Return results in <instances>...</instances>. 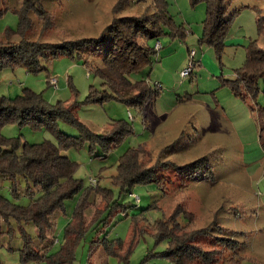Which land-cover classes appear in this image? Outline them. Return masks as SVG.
<instances>
[{
	"label": "rangeland",
	"instance_id": "374dc122",
	"mask_svg": "<svg viewBox=\"0 0 264 264\" xmlns=\"http://www.w3.org/2000/svg\"><path fill=\"white\" fill-rule=\"evenodd\" d=\"M116 1L40 0L36 6L39 11L50 14V24L45 25L38 12L30 11L31 27L27 38L57 43L97 37L112 21ZM136 1L133 0L119 15L134 14L152 0ZM166 1L169 15L177 25L185 27L186 35L183 38L162 35L163 47L174 41L175 51L166 56H161L160 50L156 51L151 64L129 75L133 81L142 79L151 87L160 88L158 96L145 104L143 112L114 98L100 103L86 101L91 88L107 90L103 79L84 65L85 60L95 66L102 65V58L89 55L87 48L79 55L63 54L43 60L44 69L37 72H29L22 65L0 68V97L13 98L28 88L40 93L48 103L61 101L68 105L77 102L76 116L96 133L107 132L114 120H122L132 128V132L105 156H97L99 147L90 150L88 142L62 151L77 163L74 177L81 180L82 187L53 213V231L48 234L49 239L53 238L50 252L57 251L63 244L65 225L80 197L91 186L110 188L113 199L126 207L114 212L107 222L108 212H100L98 218L101 221L97 224L94 221L85 228L75 247L74 259L67 264H176L158 254L165 249L166 241H157L150 232L143 231L138 235L127 259L123 261L106 255L102 240L119 238L125 242L133 217H141L146 224H153L163 216L168 217L177 204H182L199 217L196 227L206 226L216 218L227 230L225 235L240 242L238 251L244 257L241 264H264V151L258 138L256 113V108L264 105V84L259 80V93L255 99L246 101L220 84L222 78H233L234 70L244 63L246 46L250 41L256 40L257 45L264 48V32L258 33L255 20L256 8H264V0L225 1L227 16L235 8L241 9L233 17L225 38L228 43L220 55L213 47L198 42L205 5L199 3L192 6L189 0ZM22 2L0 0V9H5L0 15V42L6 39L8 28H16L18 15L14 10L19 9ZM12 37L17 40L18 34L14 33ZM149 44L152 45L153 41ZM187 49L194 50L196 55L192 58L189 74L181 76V71L190 64ZM198 60L200 64H197ZM50 78L56 79V86L49 83ZM157 82L161 83L160 86ZM57 127L68 135H77L76 128L68 123L60 121ZM1 133L30 143L45 139L57 143L54 133L44 126L6 123ZM142 146L153 150L155 155L163 149L161 157L177 165L205 156L209 160L212 176H183L174 168H169L158 173L163 177L161 187L155 182L136 184L130 192L120 195L118 186L111 183V176L116 173L119 159L127 150ZM90 178L96 180L93 185ZM25 184L23 179L19 180L18 196L14 197L10 181L0 178V193L15 203L25 205L29 202ZM131 193L134 195L131 196ZM89 201L86 221L94 213L98 215L104 206L100 195L94 192ZM178 221L186 223L182 215ZM10 223L13 230L0 236V263L22 264L19 254L22 239L15 222L11 219ZM23 227L33 237L35 246L40 245L36 226L28 222ZM2 228L7 229L6 224ZM90 248L94 249L91 255ZM230 260L224 254L215 264H228L226 262ZM39 264L47 263L41 261Z\"/></svg>",
	"mask_w": 264,
	"mask_h": 264
},
{
	"label": "trees",
	"instance_id": "16d2710c",
	"mask_svg": "<svg viewBox=\"0 0 264 264\" xmlns=\"http://www.w3.org/2000/svg\"><path fill=\"white\" fill-rule=\"evenodd\" d=\"M39 1L23 0L20 8L14 10L18 15V23L14 30L8 28L6 39L0 42V68L22 65L29 72H37L44 69L41 63L43 60L63 54L79 55L80 51L87 48L89 55L102 58V65L95 66L88 60L84 61V65L103 79L107 90L97 91L91 88L86 101L100 103L114 98L136 107L141 112L145 111V104L158 96L160 88H153L142 79L133 81L129 75L151 64L153 54L158 51L153 47L154 42L160 40L162 35L171 38H183L186 35L185 27L182 24L177 25L169 15L168 2L152 0L134 14L119 15L133 0H117L113 7L114 17L99 36L51 43L27 38L31 27L30 11L38 12L45 25L50 24V14L44 10L39 11L36 6ZM141 1L143 0L135 3ZM225 1L189 0L192 6L199 3L205 5L202 34L198 42L213 47L218 55L226 45L225 38L233 17L241 9L235 8L227 16ZM4 10L0 9V15ZM256 11L257 31L261 34L264 32V8H256ZM14 33L18 34L17 40L12 37ZM151 40L152 45L149 44ZM245 52L244 63L234 70V77L222 78L220 81L222 86L229 87L234 96L244 101L255 99L260 90L259 80L264 84V48L259 47L256 40H253L246 46ZM76 107L77 102L68 105L61 101L48 103L40 93L28 88H24L21 94L13 98L0 97V178L10 181L14 197L18 196L19 180L23 179L26 183L25 194L29 197V202L22 205L0 193V236L13 230L10 223L12 219L22 239V247L19 249L22 264H39L41 261L47 264L71 263L79 238L92 222L97 224L101 221L98 218L100 212H108L105 218L107 222L114 212L126 209L113 199L110 188L91 186L84 191L65 225L63 244L57 251H49L53 238L49 239L48 234L53 231L54 211L60 209L63 201L73 197L82 187L81 180L74 177L77 163L62 151L88 142L90 150L99 147L97 156H105L125 135L132 132L128 123L114 120L107 132L96 133L78 119ZM256 113L258 138L264 151V105L258 106ZM60 121L74 126L77 135H68L61 131L57 127ZM6 123L44 126L54 133L57 143L47 139L30 143L21 141L20 137H6L1 133V128ZM163 152L162 149L155 155L153 150L145 146L127 150L120 157L117 171L110 179L112 184L118 186L119 194L130 192L136 184L155 182L161 187L163 177L158 173L169 168H174L183 176H212L209 160L205 156L177 165L170 159H163ZM92 192L100 195L104 206L98 215L94 213L86 221ZM181 215L185 218L184 224L178 221ZM198 218L182 204L175 205L168 217L163 216L153 224H146L141 217H133L129 237L125 242L119 238H104L102 247L106 255L116 256L119 261L126 260L134 241L144 231L152 233L157 241H166L165 249L158 254L176 264H215L224 254L231 259V262L226 263L241 264L244 257L238 251L240 242L226 236L227 230L216 218L206 226L196 227ZM28 222H32L38 229L36 237L42 246H35L33 237L24 229L23 225ZM3 224H6L7 229L2 228ZM93 250L90 248V255Z\"/></svg>",
	"mask_w": 264,
	"mask_h": 264
},
{
	"label": "built area",
	"instance_id": "2783aa9c",
	"mask_svg": "<svg viewBox=\"0 0 264 264\" xmlns=\"http://www.w3.org/2000/svg\"><path fill=\"white\" fill-rule=\"evenodd\" d=\"M153 47H154L155 50H159L161 48V42H160V40H155ZM194 53H195L194 50H191L189 52V57H191L190 58V64H189V66L186 69H184V70L181 71V73H180L181 76H185V75L189 74V72L191 71V68H192V65H193L192 58L194 56ZM49 81H50V84L52 86H56V79L55 78H50ZM156 84H157V86H160V84L158 82ZM90 182L93 185L96 182V180L93 179V178H90ZM130 195L133 196L134 194L131 193ZM134 197H136V196H134ZM136 199L139 200L138 197H136Z\"/></svg>",
	"mask_w": 264,
	"mask_h": 264
},
{
	"label": "crops",
	"instance_id": "0c3cea01",
	"mask_svg": "<svg viewBox=\"0 0 264 264\" xmlns=\"http://www.w3.org/2000/svg\"><path fill=\"white\" fill-rule=\"evenodd\" d=\"M161 42V40H160ZM225 43L227 44L228 42L225 40ZM174 41L172 43H169V45L167 44L165 47H163V44L161 42V48L159 49L160 50V55L162 56H166V55H169L170 53H173V51H175V45H174ZM188 50V55H189V49ZM194 55H196V52L194 53ZM164 59V58H163ZM163 59L162 61L159 63L160 64H163ZM197 64H200V60H198ZM161 66V65H160ZM160 83V82H158ZM161 84V83H160Z\"/></svg>",
	"mask_w": 264,
	"mask_h": 264
}]
</instances>
